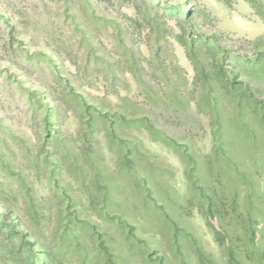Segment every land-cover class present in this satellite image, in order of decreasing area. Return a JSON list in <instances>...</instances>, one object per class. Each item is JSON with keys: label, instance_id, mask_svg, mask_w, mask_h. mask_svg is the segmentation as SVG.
<instances>
[{"label": "rangeland", "instance_id": "374dc122", "mask_svg": "<svg viewBox=\"0 0 264 264\" xmlns=\"http://www.w3.org/2000/svg\"><path fill=\"white\" fill-rule=\"evenodd\" d=\"M230 260L264 264V0H0V264Z\"/></svg>", "mask_w": 264, "mask_h": 264}, {"label": "trees", "instance_id": "16d2710c", "mask_svg": "<svg viewBox=\"0 0 264 264\" xmlns=\"http://www.w3.org/2000/svg\"><path fill=\"white\" fill-rule=\"evenodd\" d=\"M252 234V233H251ZM230 264H231V260H230Z\"/></svg>", "mask_w": 264, "mask_h": 264}]
</instances>
